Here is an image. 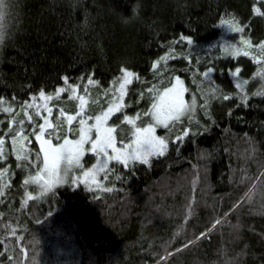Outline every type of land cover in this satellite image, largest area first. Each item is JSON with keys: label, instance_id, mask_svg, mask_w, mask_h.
Returning a JSON list of instances; mask_svg holds the SVG:
<instances>
[{"label": "trees", "instance_id": "1", "mask_svg": "<svg viewBox=\"0 0 264 264\" xmlns=\"http://www.w3.org/2000/svg\"><path fill=\"white\" fill-rule=\"evenodd\" d=\"M0 5L9 9L7 39L0 43V138L6 154L0 172L7 169L0 196V264H264V15L254 12L264 14V2L0 0ZM223 20L238 22L244 31H233ZM122 69L134 76L120 100ZM176 78L195 106L190 117L159 131L167 141L165 155L127 167L113 162L103 189L66 184L45 195L38 185H24L42 167L26 117L37 125L43 121L36 109L24 107L33 103L30 97L41 91L54 97L35 104L41 116L47 115L45 105L52 108L50 120L61 125L62 138L66 116L58 121L59 109L66 115L83 109L94 119L118 102L121 109L110 125L118 126L120 143L121 131L125 141L134 138L124 117L147 126L152 118L144 113L151 112L154 93ZM77 85L75 93L55 98L58 88ZM20 121L27 139L15 137V148ZM185 130L188 135L177 140ZM17 155L28 159L18 161Z\"/></svg>", "mask_w": 264, "mask_h": 264}, {"label": "snow or ice", "instance_id": "2", "mask_svg": "<svg viewBox=\"0 0 264 264\" xmlns=\"http://www.w3.org/2000/svg\"><path fill=\"white\" fill-rule=\"evenodd\" d=\"M264 2V0H261ZM254 12L258 15H264L260 13L259 8L254 9ZM222 25H227L233 29V31L242 33L244 31L243 27L238 26V22L233 20H223L221 21ZM6 28V24L3 25ZM190 42V41H189ZM249 47L251 46V41H243ZM261 48H264V44L260 45ZM248 53L245 52L244 55ZM259 63V61H256ZM212 71L208 69L204 73L205 76ZM122 82L119 84V99H123L124 89L126 84L131 83V77L134 76V73L126 69H122ZM239 73V69H236V72L233 73V76H236ZM138 79V77H137ZM62 80L67 84L68 78L62 77ZM93 81L88 79V84L91 85ZM182 81L179 78H176L175 84L172 87L165 88L163 92H157L155 102L152 104L151 112H145V116H151L152 122H148L146 127H137L135 126V120L131 117L125 116L123 123L131 125L132 127L128 129L131 132L134 140L131 143H125L126 136H120V144L122 147H117V128L118 126H109L107 124L108 119L115 111H120L121 105L119 103L114 106H109L106 111L102 112L100 115L94 117L95 124L87 126V119H93V117L88 116L85 118L81 112H76L75 115H66L63 109L58 110L57 120L60 121L62 117L66 116L65 120V135L63 138L59 135L57 129L61 125H54L51 120L52 108L47 107L46 105L43 108V111L47 115L41 116V110L39 105L35 104L37 99L39 100H52L54 97L49 95L45 96V93L41 91L38 97H30L33 103H26L25 108L36 109V116L40 117L43 121L40 124H35L31 116H27V120L32 124L31 135H33L38 142L37 155L35 159L39 161L42 167L35 170V175H30L27 179L23 181L24 185H38L42 191H50L51 188L58 182H62L72 170H80L82 172L83 178H88L90 175H93L94 172H104L108 167L110 161H115L116 163L122 164L125 167L128 166L129 160H139L141 163L147 164L149 162L148 158L150 156H163L165 155V149L167 148V141L164 138L157 137L155 135L156 127H162L164 129H169L170 125L175 126L176 123L180 122L181 117L189 116L195 106V98H193L192 105H187L183 99V92L185 89L182 87ZM238 87L240 85H237ZM79 85L71 88L60 87L57 89L56 99H59V94L69 91L70 93H75ZM149 91H152L149 89ZM87 90L85 89V93ZM75 98V97H73ZM223 99H229L228 96H224ZM2 103V101H0ZM84 107L83 99L81 98L80 108ZM3 111L8 112L10 109L5 108ZM77 116L81 117L77 120ZM139 118V117H137ZM73 122H76V128L72 127ZM24 121L19 122V130L13 133V146L15 147L17 140L15 137H19L21 140L27 139L24 135L23 125ZM92 128L96 131V137L93 139L89 135V132ZM9 132H13L11 124L9 125ZM78 133L77 139H69L67 133ZM47 135V138H45ZM188 135V131L185 130L182 136H178L177 140H182L183 136ZM56 139L61 141L60 143L54 145L52 140ZM85 145H89L87 152L92 154L96 163L92 169L85 170L81 160L85 155ZM23 145H21V150H23ZM131 149V151H129ZM111 150V155L109 154ZM6 158L4 150V140L0 138V161ZM16 159L27 160V155H17ZM19 166V165H18ZM30 167L32 165H29ZM63 172V176L61 173ZM7 173L5 168L3 172H0V196H3V187L7 186V183L3 181V177ZM47 177V179H45ZM80 177H74L72 183L75 184ZM109 191L111 189H108ZM33 197L29 194L28 199ZM27 203V200L24 201ZM2 216V214H0ZM10 227V226H6ZM14 231V230H13Z\"/></svg>", "mask_w": 264, "mask_h": 264}, {"label": "rangeland", "instance_id": "3", "mask_svg": "<svg viewBox=\"0 0 264 264\" xmlns=\"http://www.w3.org/2000/svg\"><path fill=\"white\" fill-rule=\"evenodd\" d=\"M175 80H176V79H175ZM175 80H174V82H173L169 87H172V86L175 84ZM182 87H183V89H185V91L183 92V99H184L185 104H187V105H192V104L188 103V101H187V97H186V88H185V86H184L183 83H182ZM167 88H168V87H167ZM163 90H164V89H163ZM161 92H163V91H161ZM156 94H157V93H154V95H153V96H154V102H155ZM117 103H118V102H115V103H113L111 106H114V105L117 104ZM106 110H107V109H106ZM80 112L83 114V116H84L85 118H87L88 116H90V115L86 114L85 111H84L83 109H81ZM116 112H117V111H115V108H114V112H113V114L110 116V118H109L108 121H107V124H108L109 126H111V125H110V119H111V117H112ZM84 113H85L86 115H85ZM68 115H72V114H68ZM74 115H75V114H74ZM80 118H81V117L77 116V120H79ZM151 122L154 123L153 120H152ZM73 124L76 125V122H73ZM94 124H95V119H87V126H91V125H94ZM145 127H146V126H145ZM73 128H76V127H73ZM161 129H164V128L159 127V126L156 127L155 135H156L157 137H160V136H159V134H160L159 131H160ZM68 134L71 135V134H73V133L70 132V133H68ZM121 134L124 135V136H126V131H121ZM89 135L92 136L93 139L96 137V131H95L94 128H92V130L89 132ZM72 137H73L74 139H77V138H78V133H76L75 135H72ZM45 138H46V135H45ZM68 138H69V139H73V138H71V137H69V136H68ZM133 140H134V138H133L132 140L125 141V143H131ZM88 147H89V145H85V149H86V151H85V155L83 156V158H82V160H81V163L83 164L85 170L92 169L93 166H94L95 163H96V161H95L93 155L87 152V148H88ZM117 147H122V145H121V144L119 143V141H118V138H117ZM15 148H16V147H15ZM129 151H131V149H129ZM109 154H110V155L112 154V153H111V150H109ZM150 157H151V156H150ZM150 157H149V158H150ZM149 158H148V159H149ZM131 161H139V160H129V162H131ZM113 162H115V161L113 160V161H110V162L108 163V167L106 168V170L110 167V165H111ZM129 162H128V163H129ZM106 170H105L104 172H98V173L94 172L93 175H90V176H89L88 178H86V179L83 178V176H82V172H81L80 170H72V171H70V172L68 173L67 177H66L62 182H58V183H56V184L51 188L50 191L44 192V191H42L41 188H40V191H41L43 194L47 195V194L51 193L55 188H57V187H59V186L66 185V184H73L72 181H73V178H74V177H80V178H81L80 180H78V181L75 183V185L82 184V185H86V186H88V187H90V188L103 189V188H105V187L103 186V184H104L103 176L105 175ZM61 175L63 176V172L61 173ZM45 179H47V177H45ZM38 187H39V186H38Z\"/></svg>", "mask_w": 264, "mask_h": 264}, {"label": "clouds", "instance_id": "4", "mask_svg": "<svg viewBox=\"0 0 264 264\" xmlns=\"http://www.w3.org/2000/svg\"><path fill=\"white\" fill-rule=\"evenodd\" d=\"M8 10L7 7L0 5V43L7 39L6 28L3 25L5 24V15Z\"/></svg>", "mask_w": 264, "mask_h": 264}]
</instances>
